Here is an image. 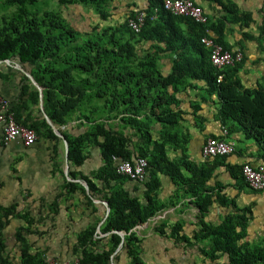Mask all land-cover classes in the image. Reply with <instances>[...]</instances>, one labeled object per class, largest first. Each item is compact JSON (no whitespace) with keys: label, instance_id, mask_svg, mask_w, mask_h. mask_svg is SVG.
<instances>
[{"label":"trees","instance_id":"trees-1","mask_svg":"<svg viewBox=\"0 0 264 264\" xmlns=\"http://www.w3.org/2000/svg\"><path fill=\"white\" fill-rule=\"evenodd\" d=\"M114 1L0 0V61L15 62L25 71L20 76L16 103H10L15 121L34 130L37 140L57 142L59 137L44 112L67 141L69 167L66 175L57 168L63 175L58 198L78 194L91 208L90 213L98 208L93 199L106 201L110 209L99 232L98 220L88 223L74 235L75 243L67 252L80 264H111V260L123 264V255L128 259L125 264H149L142 257L143 238L133 229L175 205L158 198L161 177L166 176L178 186V197H189L197 208L195 229L186 232L183 221L170 226L159 221L154 227L156 234L185 249L196 248L199 264H264V237L257 242L247 240V227L253 219L251 205L239 206L235 197L227 199L219 193L222 187H215L219 185L216 170L224 166L237 186L248 192L261 191L248 186L242 170L245 164L256 169L264 165V77L245 86L239 72L249 58L247 42H256L264 51V19L257 23L252 11L242 10L233 0H192L206 14L205 24L164 9L161 0H145V6L131 3L119 16L123 18L117 19L110 9ZM202 1L209 3L211 14ZM69 5L92 11L96 19L91 18L87 28H78L75 19L64 13ZM140 11L144 23L135 33L128 21ZM227 24L232 26L229 32L233 25L240 30L239 38L232 42L226 39ZM206 28L224 50L240 51L241 61L215 67L209 59L210 50L200 42L207 35ZM167 55L170 69L164 71L161 60ZM11 73H0V77L9 80ZM188 90L202 92L204 100L216 96L215 119L227 132L211 137L235 144L240 139L233 135L239 133L254 149L246 160H227L236 146L230 154L207 157L199 163L183 153L188 137L180 125L186 112L177 94ZM40 92L42 110L35 113L29 107L39 105ZM192 109L198 126L204 121L197 114L200 103H191ZM74 119L84 126L83 133L67 130ZM93 148L99 150L101 164L87 173L76 169L88 161ZM137 157L147 161L143 181L117 172L118 161ZM67 178L84 181L87 189ZM211 179L215 185L210 184ZM223 203V217L216 223L206 221L209 207H223ZM60 204L57 199L40 200L33 213L31 204L0 203V264H49L47 257L52 252L36 246L34 238L45 234L38 225L54 222ZM15 220L18 225L8 232ZM120 233L123 241L115 253L122 240Z\"/></svg>","mask_w":264,"mask_h":264},{"label":"crops","instance_id":"crops-1","mask_svg":"<svg viewBox=\"0 0 264 264\" xmlns=\"http://www.w3.org/2000/svg\"><path fill=\"white\" fill-rule=\"evenodd\" d=\"M233 1H235L242 10H249L241 5L239 0ZM131 3H137L139 6H145L146 1L116 0L110 9L113 13H115L116 17H119L122 16L123 12L128 9V5ZM201 5L204 9L209 10V14H211L208 2L202 1ZM79 8L81 7L79 6ZM215 9L216 13L221 15L220 13L222 11H220V8L215 6ZM75 17L76 20L73 22L80 29L87 28L92 22L90 21L92 18L90 15H85L83 17L79 14L75 15ZM257 23H261V21H257ZM227 25L228 33L226 32V39L230 42L238 39L240 36V30L237 26L233 25L234 30L229 32L232 26L230 24ZM161 63L164 71L170 69L168 55L161 60ZM259 70L262 72L260 74L263 75L261 77H264V69L259 68ZM241 71L247 73L246 67H243ZM241 71L239 73H241ZM10 72L12 73L9 80L0 77V99H6L12 105L16 103V97L20 87V76L24 74L25 71L21 70L19 65L15 62L11 63L9 61H0V73L5 75ZM261 77H257L256 73H254L252 79L247 77V82L244 85L252 86L257 80H260ZM34 82L31 81V83L37 87V84ZM198 84L202 86V82H198ZM177 96L181 100V108L186 112L184 116L185 119L180 125V130L187 133L188 137L187 141H185V150L183 153L187 155L188 159L199 163L205 159L201 154V147L204 140L211 137V135H222L223 127L220 122L215 119V113L218 105L216 103V96L212 94L209 98H207L208 100H204L202 92L197 90H188L187 92L184 91V93H179ZM191 103L194 105L196 103H200L201 105V109L197 112V114L202 115L204 117V121H202L198 126L195 123L196 121L194 116L191 114V112L193 113V109L191 110ZM38 108L42 110L41 92L39 105L37 107H29L30 110H35V113ZM23 111L27 112L28 110L23 109ZM44 114L45 113L43 112V116L45 117ZM66 128L73 134H80L84 131V126H82L77 119L70 121ZM56 130L60 133L58 128H56ZM1 136L2 129L0 127V141ZM233 137L240 139V142L235 143L236 150L233 154L227 157V160L230 163H242L244 159L246 160L245 157H247L250 152H253L254 149L250 148L251 145H249L248 142L242 140L239 133L236 132ZM245 149L246 152H244ZM176 153L180 154V150ZM67 154L68 143L61 137H59L57 142L38 139L30 147L24 146L20 139H15L7 145H4V147L0 146L1 204L8 205L12 202H17L20 207H27V204H31L33 213H36L35 209L37 208L40 200L51 202L52 200L57 199L61 201L60 211L54 222L46 221V225L40 223L38 225L39 229L45 232V234L40 237H33L36 246L41 248L48 247L52 252L51 256L48 255L47 260H57V258L61 257V262L75 259L67 252V250H69L75 243L74 235L86 227L88 223L97 220L99 222L96 226V232H99V226L104 222L110 210L108 203L100 199H93V203L98 206L97 211L93 212V214L90 213L92 212L90 210L91 208L81 201V197L78 194L73 196L68 195V199H65L64 197H57L63 183V175L57 172V168H61L64 175L67 174V169L69 167L68 161L66 163ZM100 164V152L98 149L93 148L91 149V155L88 161L82 167L76 169L87 173L90 169L97 168ZM254 164H256V162ZM183 172L185 175H188L186 168H183ZM216 175V180L219 182V185H215V179H211L210 184L215 185L216 188L221 186L222 188L219 189L220 194L225 195L227 199L235 197V201L239 206L251 205L253 219L247 227V240L251 242L259 241L260 238L264 237V189L256 193L245 191L240 188L239 185H236L238 182L232 178L231 174L224 166L217 168ZM161 178L162 189L158 198L160 201L165 203L172 201L175 205L167 207L165 210L157 213L155 216L148 219L146 222L137 225L133 229L140 237L143 238L142 257L149 264H199L200 256L196 248L191 250L185 249L180 244L175 243L172 239L161 237L154 232V227L159 221H164L168 226L176 223L177 221H183V229L186 232H190L192 229H195L194 223L196 221L197 214V208L191 204L190 198H179L176 194L178 186L172 184L166 176H162ZM67 179L79 182L86 188L85 182L80 179ZM136 194H140V191ZM225 205V203H223V207L216 204L211 205L208 213L205 215V220L214 223L218 222L224 215L223 210H225ZM40 217L41 216L38 215V218ZM18 223L19 221L17 220L13 221L8 229V232L12 231ZM170 231L171 230L168 227L167 232L169 233ZM120 234L123 238V233ZM122 241L123 240H121V243L115 253L119 251ZM162 260L165 262H161ZM127 261L128 259L123 255V264ZM111 264H113L112 260Z\"/></svg>","mask_w":264,"mask_h":264},{"label":"built area","instance_id":"built-area-1","mask_svg":"<svg viewBox=\"0 0 264 264\" xmlns=\"http://www.w3.org/2000/svg\"><path fill=\"white\" fill-rule=\"evenodd\" d=\"M164 9L178 15L190 17L195 22L205 24L207 16L200 6L193 3L192 0H161ZM144 23V13L138 12L136 16L129 19L128 25L132 31L138 33ZM207 35H203L200 42L210 50L209 59L211 63L221 69L226 66L234 65L241 61L242 54L240 51L230 52L215 41L212 32L206 28ZM0 127L2 136L0 144L7 145L15 139H20L26 147L31 146L36 140L37 135L34 130L24 127L15 121L13 112L10 111V103L0 99ZM227 131L222 129V134ZM234 142L214 137H208L201 147V154L204 158L215 155H226L234 151ZM147 161L145 158L137 157L133 160H121L116 164L118 173L128 176L135 181H143L146 177ZM242 173L248 186L253 190L264 189V165L257 169L245 164ZM49 264H80L78 259H72L64 262H58L56 259H48Z\"/></svg>","mask_w":264,"mask_h":264},{"label":"rangeland","instance_id":"rangeland-1","mask_svg":"<svg viewBox=\"0 0 264 264\" xmlns=\"http://www.w3.org/2000/svg\"><path fill=\"white\" fill-rule=\"evenodd\" d=\"M239 1H240V4L243 5L245 8L252 10L257 20L264 19V0H239ZM64 13L67 17H70L71 19L75 18V20H76L75 15H79V14L82 15L83 17L85 15H90L92 18L96 19V16L95 14H93L92 11L91 12L86 11L85 9L79 8L78 5H69L67 9H64ZM122 18L123 17H118L117 19H122ZM253 29L255 30V27H253ZM261 43H262L261 45L264 48V40H262ZM246 53L249 57L248 61H246L245 66H244L246 67L247 73H244L243 71L239 73L243 84H246L247 77L252 79L254 73H256L257 77L263 76L262 74H260L262 72L261 70H259V68L264 69V51L259 50L256 42H251V41L247 42ZM161 262H165V261L162 260Z\"/></svg>","mask_w":264,"mask_h":264},{"label":"water","instance_id":"water-1","mask_svg":"<svg viewBox=\"0 0 264 264\" xmlns=\"http://www.w3.org/2000/svg\"><path fill=\"white\" fill-rule=\"evenodd\" d=\"M5 62H8V60H5ZM19 68H20V67H19ZM20 69L22 70V68H20ZM26 75L31 79L32 82H34L33 78L31 77V75H30L29 73L26 72ZM34 83H35V82H34ZM44 115H45V114H44ZM45 117H46V115H45ZM46 119H47L48 123H49L50 125H52L51 121H50L47 117H46ZM52 128L54 129L55 133H56L59 137H61L62 139H64V138H63V135H62L61 133H59L53 125H52ZM66 163H67V160H66ZM86 188H87V186H86ZM122 240H123V238H122Z\"/></svg>","mask_w":264,"mask_h":264}]
</instances>
